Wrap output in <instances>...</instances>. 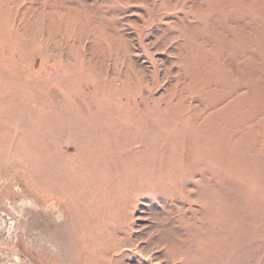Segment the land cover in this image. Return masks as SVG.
Returning <instances> with one entry per match:
<instances>
[{
    "label": "rangeland",
    "instance_id": "1",
    "mask_svg": "<svg viewBox=\"0 0 264 264\" xmlns=\"http://www.w3.org/2000/svg\"><path fill=\"white\" fill-rule=\"evenodd\" d=\"M0 264H264V0H0Z\"/></svg>",
    "mask_w": 264,
    "mask_h": 264
},
{
    "label": "bare ground",
    "instance_id": "2",
    "mask_svg": "<svg viewBox=\"0 0 264 264\" xmlns=\"http://www.w3.org/2000/svg\"><path fill=\"white\" fill-rule=\"evenodd\" d=\"M90 230H92V232ZM90 230L88 229L87 231H90V232L85 235V236H87V235L90 236V238L87 237V239H90L93 242L98 241L101 238L100 231L97 228H94V229L91 228ZM101 251H103L104 254L105 253H108L110 251V247L109 246H106V247L102 248Z\"/></svg>",
    "mask_w": 264,
    "mask_h": 264
}]
</instances>
